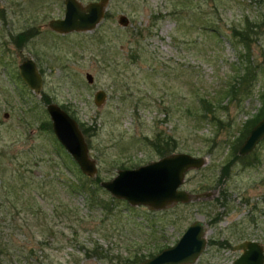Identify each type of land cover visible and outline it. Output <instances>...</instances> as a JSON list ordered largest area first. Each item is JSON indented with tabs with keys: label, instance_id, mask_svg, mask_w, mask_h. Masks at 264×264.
<instances>
[{
	"label": "rangeland",
	"instance_id": "obj_1",
	"mask_svg": "<svg viewBox=\"0 0 264 264\" xmlns=\"http://www.w3.org/2000/svg\"><path fill=\"white\" fill-rule=\"evenodd\" d=\"M63 10V0H0V263L126 264L172 245L196 218L207 231L193 264H231L239 251L230 246L243 240L264 250V137L219 179L262 103L264 0H108L92 30L60 34L47 22ZM26 58L41 77L38 95L17 74ZM41 95L87 127L96 182L40 127L49 122ZM156 138L205 158L179 186L199 198L149 210L99 186L118 169L158 159Z\"/></svg>",
	"mask_w": 264,
	"mask_h": 264
},
{
	"label": "water",
	"instance_id": "obj_2",
	"mask_svg": "<svg viewBox=\"0 0 264 264\" xmlns=\"http://www.w3.org/2000/svg\"><path fill=\"white\" fill-rule=\"evenodd\" d=\"M107 1L94 0L80 4L76 0H63L62 17L50 19L47 27L60 34L92 30L102 19ZM116 22L125 26L127 18L120 14ZM17 74L32 93L39 94L41 77L31 59L26 58L17 65ZM84 77L87 82H91L89 73H85ZM104 96L102 90L95 91L94 105L99 106ZM45 111L56 141L83 175L94 178L96 166L94 160L88 156L86 143L76 121L54 103H46ZM263 137L264 114L248 130L237 148V154L250 153ZM204 164L205 158L202 156L172 152L135 168L118 169L111 179L99 181L98 184L112 197L125 200L130 206L141 205L149 210H160L176 202H188L200 197V194H189L179 186L187 170L198 169ZM206 231V223L201 218H196L186 226L172 245L138 264H193L205 248ZM231 249L239 251L231 264H264L263 246L255 240L240 241L233 244Z\"/></svg>",
	"mask_w": 264,
	"mask_h": 264
},
{
	"label": "trees",
	"instance_id": "obj_3",
	"mask_svg": "<svg viewBox=\"0 0 264 264\" xmlns=\"http://www.w3.org/2000/svg\"><path fill=\"white\" fill-rule=\"evenodd\" d=\"M31 33V30L28 29L26 32H25V36H28L30 35ZM237 33V35L239 36L240 39L244 40V37H245V33L243 30H238V32H235ZM244 35V36H243ZM18 38H22L19 34L17 35ZM246 76H247V73L244 72L240 78H239V84H242V80L245 81L246 80ZM239 85H237L238 87ZM236 89V86H230V92H234ZM262 98V103H261V106L259 108V111L257 114H255L252 118H250L249 120H247L245 122V124L243 125V127L241 126V129L238 133V136L236 137L239 138V140L246 134V132L249 130L250 127H252V125L257 122L261 116L264 114V94H260ZM41 100L43 103H48L49 102V99L45 96V95H41L40 96ZM199 99V103L201 106H206V105H209V102L204 99V98H198ZM213 120H215L216 122H219V120L217 118H213ZM40 127L44 128V129H47L48 131L51 130L50 128V122L48 121H45L43 123H40ZM87 127L86 128H81V133L84 135L85 131H87ZM151 146L153 147V149L155 150V152L159 155V157L161 156H164V155H167V154H170L173 152L175 146H174V142L170 139H155V142L151 141ZM171 143V144H170ZM232 157L227 160L220 168V176H219V179L221 180V178L223 177H226L227 176V170H228V167H230L237 159L241 160L240 156H238V154L236 152L232 153ZM255 156V155H254ZM93 179L94 182H96L98 180L97 176H95L94 178H91ZM83 183H81L80 187L78 188V193L80 194H83V192L85 191V188L83 187ZM218 204H221V205H224L225 203V200H218L217 201ZM216 218V216H214ZM213 217V218H214ZM215 218L213 220H215ZM218 219V217L216 218ZM212 220V218H211ZM220 244L221 247H229V243L226 239L224 240H221L218 242ZM231 247V246H230ZM6 244L1 242L0 240V253H3V252H6L7 249H6ZM98 248H94L93 249V254L96 255L97 257L101 258V257H104V254H102L101 251H97ZM142 256L138 257V256H134L132 257L131 259H127L126 260V264H136L137 262L139 261H142Z\"/></svg>",
	"mask_w": 264,
	"mask_h": 264
}]
</instances>
